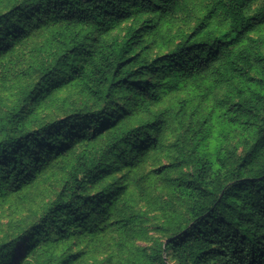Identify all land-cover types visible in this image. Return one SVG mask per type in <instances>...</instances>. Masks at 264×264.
Wrapping results in <instances>:
<instances>
[{
	"label": "trees",
	"instance_id": "16d2710c",
	"mask_svg": "<svg viewBox=\"0 0 264 264\" xmlns=\"http://www.w3.org/2000/svg\"><path fill=\"white\" fill-rule=\"evenodd\" d=\"M158 186L184 208L130 264H264V0H0V264L128 243Z\"/></svg>",
	"mask_w": 264,
	"mask_h": 264
},
{
	"label": "rangeland",
	"instance_id": "374dc122",
	"mask_svg": "<svg viewBox=\"0 0 264 264\" xmlns=\"http://www.w3.org/2000/svg\"><path fill=\"white\" fill-rule=\"evenodd\" d=\"M192 92L187 90L175 94L167 99L160 105V108H168L174 113L179 111L180 101L188 100L183 105V112H186V116L175 115L174 117L168 118L170 125L169 130L164 136V148L161 153L156 155L148 164V170L151 168L159 167L161 165H166L169 162L168 155L173 156L176 152L175 147L172 145L176 142L179 136H182L186 131L187 124L190 119L189 114L192 112L191 98ZM188 167H183L181 171L179 169L174 170L171 174L172 178L178 176L180 172L187 171ZM119 175V174H118ZM149 200L142 201L140 206L144 208H150L148 211L149 215H144V228H146L145 233L141 236L133 235L128 243L121 240L122 236L113 232L112 239H107L103 243L93 245L90 248H86L85 244L87 240L80 241L79 249L83 248L84 253V264H130L134 262V254L128 253V247L134 245L141 248H145V251H149L150 248L155 244V242H165L167 238L173 233V228L169 224L168 218L169 213L164 211L160 205H163L165 201L171 202L172 206L170 208V215L177 213L172 211V208L183 209L181 201L176 199L173 195L166 193V190L162 186H158L155 189L150 190L148 194ZM155 200L160 201V203H155ZM128 245V246H127ZM18 252L20 248L16 249Z\"/></svg>",
	"mask_w": 264,
	"mask_h": 264
}]
</instances>
